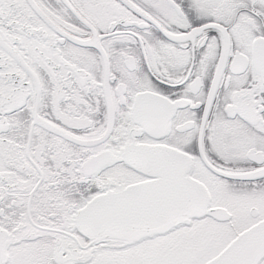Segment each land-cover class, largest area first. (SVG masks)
Masks as SVG:
<instances>
[{
    "label": "snow or ice",
    "instance_id": "1",
    "mask_svg": "<svg viewBox=\"0 0 264 264\" xmlns=\"http://www.w3.org/2000/svg\"><path fill=\"white\" fill-rule=\"evenodd\" d=\"M0 264H264V0H0Z\"/></svg>",
    "mask_w": 264,
    "mask_h": 264
}]
</instances>
